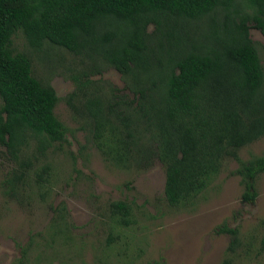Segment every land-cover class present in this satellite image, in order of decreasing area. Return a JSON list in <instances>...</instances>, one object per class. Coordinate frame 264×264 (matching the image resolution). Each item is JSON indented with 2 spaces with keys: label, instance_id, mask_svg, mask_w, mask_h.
<instances>
[{
  "label": "trees",
  "instance_id": "obj_1",
  "mask_svg": "<svg viewBox=\"0 0 264 264\" xmlns=\"http://www.w3.org/2000/svg\"><path fill=\"white\" fill-rule=\"evenodd\" d=\"M251 28L264 33V0H0L6 194L32 199L52 171L35 165L67 142L54 89L33 76L28 53L11 47L21 32L30 52L58 48L78 59L65 103L105 161L128 172L160 163L166 204L179 207L233 160L242 199L254 202L264 152L246 162L238 155L264 138V71ZM106 69L121 76L122 90L92 79ZM56 211L61 222L64 207ZM131 212L124 201L110 203L112 229L128 228ZM217 233L231 238L221 264H234L238 230L223 224Z\"/></svg>",
  "mask_w": 264,
  "mask_h": 264
},
{
  "label": "rangeland",
  "instance_id": "obj_2",
  "mask_svg": "<svg viewBox=\"0 0 264 264\" xmlns=\"http://www.w3.org/2000/svg\"><path fill=\"white\" fill-rule=\"evenodd\" d=\"M249 36L258 44L264 71V33L251 28ZM11 47L28 53L33 76L54 89L59 98L54 113L67 128V142L35 165H51L49 182L34 190L32 199L19 200L2 185L12 163L0 146V264H221L231 241L217 233L223 224L238 230L234 264H264V173L255 181V201L246 202L235 173L238 164L227 160L193 204L170 207L160 163L145 172H128L105 161L89 143L83 122L65 103L74 90L71 71L79 68L78 59L58 48L44 55L30 52L21 32L12 37ZM92 79L124 88L113 69ZM263 152L261 138L238 155L246 162ZM117 201L131 205V224L113 230L109 205ZM59 206L65 212L61 222Z\"/></svg>",
  "mask_w": 264,
  "mask_h": 264
}]
</instances>
